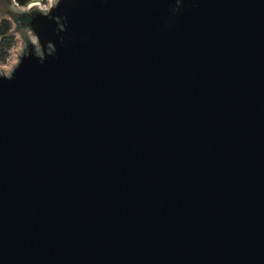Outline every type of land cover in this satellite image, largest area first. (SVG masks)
Masks as SVG:
<instances>
[{
  "label": "water",
  "instance_id": "95a60500",
  "mask_svg": "<svg viewBox=\"0 0 264 264\" xmlns=\"http://www.w3.org/2000/svg\"><path fill=\"white\" fill-rule=\"evenodd\" d=\"M4 20L0 264H264V0H0Z\"/></svg>",
  "mask_w": 264,
  "mask_h": 264
},
{
  "label": "trees",
  "instance_id": "16d2710c",
  "mask_svg": "<svg viewBox=\"0 0 264 264\" xmlns=\"http://www.w3.org/2000/svg\"><path fill=\"white\" fill-rule=\"evenodd\" d=\"M20 4H22V5H28L29 3H31L32 2V0H17ZM12 24V22L10 21V20H6L5 22H3V27H2V29H1V34L2 35H5V37L3 38V40L2 41H0V54L1 55H3V53L5 52V51H7V49L11 46V42H12V40H14L13 38V36H15V35H11V34H8V35H6L8 32L10 33V30L11 29H9L8 27L6 28V25L7 24ZM13 25V24H12ZM5 28V29H4ZM9 29V30H8ZM8 30V31H7Z\"/></svg>",
  "mask_w": 264,
  "mask_h": 264
},
{
  "label": "built area",
  "instance_id": "2783aa9c",
  "mask_svg": "<svg viewBox=\"0 0 264 264\" xmlns=\"http://www.w3.org/2000/svg\"><path fill=\"white\" fill-rule=\"evenodd\" d=\"M11 31V30H10ZM12 35V34H11ZM15 35V34H14ZM19 50V43L18 41L13 45V47L9 50L8 57L6 62H4L5 65H2L1 68L3 70H9L12 68V62L14 60L15 53Z\"/></svg>",
  "mask_w": 264,
  "mask_h": 264
},
{
  "label": "rangeland",
  "instance_id": "374dc122",
  "mask_svg": "<svg viewBox=\"0 0 264 264\" xmlns=\"http://www.w3.org/2000/svg\"><path fill=\"white\" fill-rule=\"evenodd\" d=\"M3 22V21H2ZM3 24V23H2ZM0 27H1V25H0ZM9 28V29H12L13 28V25L12 24H7L6 25V28ZM5 29V28H4ZM8 29V30H9ZM7 30V31H8ZM9 33V32H8ZM7 35V34H6ZM1 37H2V39H1V41L3 40V38L5 37V35H1ZM14 38V40H12V42L10 43L11 44V46L7 49V51H5L4 53H3V55H1L0 54V67L2 66V65H5L4 64V62H6V60H7V57H8V53H9V50L13 47V45H15V43L18 41L17 40V35L15 34V36H13ZM32 38H35V37H32Z\"/></svg>",
  "mask_w": 264,
  "mask_h": 264
},
{
  "label": "flooded vegetation",
  "instance_id": "af4514ba",
  "mask_svg": "<svg viewBox=\"0 0 264 264\" xmlns=\"http://www.w3.org/2000/svg\"><path fill=\"white\" fill-rule=\"evenodd\" d=\"M5 21H6V20H4L3 22H5ZM3 22H2V23H3ZM2 23H1V27H0V36L2 35V34H1V29H2V27L4 26ZM10 34H11V33H10ZM2 36H3V35H2ZM1 39H2V37H1Z\"/></svg>",
  "mask_w": 264,
  "mask_h": 264
}]
</instances>
